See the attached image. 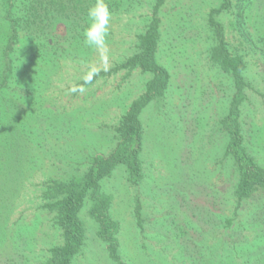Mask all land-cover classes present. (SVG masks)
Returning a JSON list of instances; mask_svg holds the SVG:
<instances>
[{
    "label": "rangeland",
    "instance_id": "374dc122",
    "mask_svg": "<svg viewBox=\"0 0 264 264\" xmlns=\"http://www.w3.org/2000/svg\"><path fill=\"white\" fill-rule=\"evenodd\" d=\"M154 2L123 0L111 12L101 49L86 46L82 34L62 45L70 34L50 26L42 41L21 38L10 61L0 53V264H47V250L62 244L53 213L43 205L42 186L83 178L94 156L115 147V127L152 77L121 63L137 52ZM222 2L163 0L159 7L154 57L169 79L139 113L142 177L131 184L120 164L97 191L110 199L107 212L118 223L125 264H240L232 242L244 238L243 248L256 245L245 255L264 264V190L237 200L238 174L225 154L221 120L235 87L210 56L216 41L209 22ZM260 8L264 12V0L246 6L242 28L234 0L212 18L230 51L243 50L247 85L239 120L248 152L264 167V60L243 41L244 35L264 34ZM2 14L0 7V27ZM2 40L0 33L1 49ZM74 86L85 90L72 92ZM98 205L88 193L79 209L84 238L74 264H116L97 235L91 209Z\"/></svg>",
    "mask_w": 264,
    "mask_h": 264
},
{
    "label": "trees",
    "instance_id": "16d2710c",
    "mask_svg": "<svg viewBox=\"0 0 264 264\" xmlns=\"http://www.w3.org/2000/svg\"><path fill=\"white\" fill-rule=\"evenodd\" d=\"M231 1L223 0L221 8L230 5ZM254 1L234 0L238 27L242 28L243 26L242 17L246 6ZM92 2L93 0H0L3 12L0 33L3 34L2 41L4 42L2 49L0 47V53L5 56L7 62L10 61V56L12 57L21 38L30 37L42 41L43 39L40 40L41 34L46 32L50 26L55 30L60 29L62 32L70 34L62 39V45L67 41L70 42L72 35L74 38H79L85 27L86 9ZM105 2L112 12L117 11L116 9L119 8L123 0H105ZM162 2L163 0H155L149 15V22L138 36L137 52L121 63V66L126 68L139 67L143 71L150 72L152 77L146 82L145 91L130 103L115 127V147L107 155L94 156L83 178H72L65 181L48 180L42 186L45 199L43 205L53 213L52 218L60 228L63 237L62 244L52 246L47 250V264H74L73 257L84 238V227L78 212L88 193L99 203L98 208L91 209L92 216L99 224L98 237L106 242L109 255L116 264H125L118 254L116 236L118 223L107 212L110 199L97 191L99 181L120 164L125 166L127 181L131 184H137L142 177L140 152L143 128L139 113L146 103L156 94L162 92L169 79L167 70L159 65L154 57L159 39L160 18L158 13ZM220 9H213L210 13L209 22L216 41L210 50V56L230 73L235 87V95L230 103L228 113L221 121L228 135L225 154L233 159L238 174L234 194L236 199L241 201L249 197L257 188L264 190V167L257 163L245 146L239 120V106L242 101L243 89L247 85L243 75L246 61L243 50L239 52L241 45L238 46L239 49L230 51L221 24L212 18V14ZM262 11V9L259 10V15L264 14ZM254 21L259 22L260 19L255 18ZM260 22H263L262 25H264V16ZM243 41L264 60V34L255 32L244 35ZM43 45L44 41L41 43V46ZM37 50H40V47ZM244 239L246 241L236 242L235 240L232 242L235 256L239 258H236L232 253L233 256L240 264H258L257 254L256 257L254 255L255 263L252 254L245 255L248 251H252L256 245L243 248L244 244L248 242V239ZM254 242L255 240L252 243ZM259 242L260 240H257L258 244ZM244 255L246 258H243Z\"/></svg>",
    "mask_w": 264,
    "mask_h": 264
},
{
    "label": "clouds",
    "instance_id": "9594fccd",
    "mask_svg": "<svg viewBox=\"0 0 264 264\" xmlns=\"http://www.w3.org/2000/svg\"><path fill=\"white\" fill-rule=\"evenodd\" d=\"M111 11L105 0H93L86 9L85 27L82 30L83 42L88 47L101 49L105 47L106 37L109 33V24L111 20ZM93 72L86 75L84 80L86 83L91 82ZM72 92H83V87H72Z\"/></svg>",
    "mask_w": 264,
    "mask_h": 264
}]
</instances>
